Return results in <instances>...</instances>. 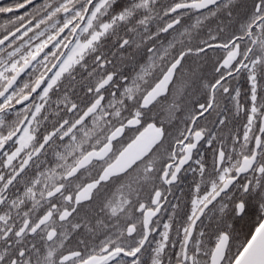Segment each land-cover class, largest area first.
Listing matches in <instances>:
<instances>
[{
  "label": "snow or ice",
  "instance_id": "6c2138e0",
  "mask_svg": "<svg viewBox=\"0 0 264 264\" xmlns=\"http://www.w3.org/2000/svg\"><path fill=\"white\" fill-rule=\"evenodd\" d=\"M9 13L0 264H264V0H16L0 6ZM190 13L200 14L185 27ZM211 18L221 23L203 37ZM209 50L222 53L211 79L190 63L210 61ZM241 78L250 107L232 85ZM65 81L81 86L79 102L61 93ZM177 111L184 127H165ZM241 112L242 143L232 133ZM201 142L211 164L201 154L192 168ZM189 169L194 194L174 251L172 217L163 231L154 217Z\"/></svg>",
  "mask_w": 264,
  "mask_h": 264
},
{
  "label": "flooded vegetation",
  "instance_id": "af4514ba",
  "mask_svg": "<svg viewBox=\"0 0 264 264\" xmlns=\"http://www.w3.org/2000/svg\"><path fill=\"white\" fill-rule=\"evenodd\" d=\"M16 0H0V6L3 5H7V4H11V3H15ZM37 2H43V0H37ZM159 3L161 4H168L171 3L172 0H158ZM237 5L242 6L245 3V0H236ZM31 8V6H29V9ZM207 11V10H204ZM24 10L21 9L19 14H23ZM200 13H190L189 15L191 16V19H189L188 16H184L182 17V24H184L185 27H187L190 24H194L195 23V18L196 16H198ZM175 15V14H173ZM13 14L9 13V14H0V38H2V36L4 35V26L6 24V21H8L10 18H12ZM167 19V17L165 18ZM221 21L220 20H216L215 18H211L207 21L204 22V27L202 29H200V35L203 37L207 36L208 30L209 28H211V30H215L217 25L220 24ZM9 27H11L9 25ZM43 27V26H42ZM177 27H180L179 25H177ZM196 32H193V36H196ZM29 35H32V33H29ZM166 35V34H165ZM171 37H169L170 39ZM27 39V37L25 38ZM43 39V38H42ZM51 47V46H49ZM64 51H67L66 49H63ZM47 51V49H46ZM209 55L212 57V59L208 62H205L203 60H199L197 61L195 59V57H193V59L190 61V63L193 64H199L201 65L200 67V71L209 79H211V74H212V64L215 62V60L222 55V53L220 52H212L211 50H209ZM57 69L53 68L52 72H55ZM138 70V68H137ZM31 71V70H29ZM40 71H44L43 68L40 69ZM126 72H131L132 69L126 68L125 69ZM52 73L49 72L48 75L50 76ZM29 77L27 74L22 75L20 80L24 81V80H28ZM77 81L80 79V76L77 75L76 77ZM151 79V78H149ZM65 88L61 89V93H63L64 91H67L69 96L73 99H76L77 102H79L78 97L83 95V91L81 90V86L75 82H71L69 83L68 81H65ZM232 85L233 87H239L241 89V103L242 104H247L250 107V101L247 99L246 96V92H247V88L248 85L246 84L245 80L243 78H241L239 80V82L237 81H232ZM169 88L171 91H175L179 88V82H177L176 88L173 87V85H169ZM39 91V90H38ZM171 91L168 94V99L165 100L164 97H160V101L161 103L157 106V111L160 112L161 118H164L167 116V113L165 111H163V109H166L168 104L171 103L172 101V95H171ZM74 93L76 95H74ZM36 94L34 93L33 96H35ZM57 99L56 96H53V100ZM37 102L39 103V101L37 100ZM228 106L231 108L232 107V103H228ZM22 106L21 105H17V110H19ZM47 107V106H46ZM56 107L55 104L52 105V108L54 109ZM61 107H63L61 105ZM47 115L50 116V120L52 119L51 113H46ZM64 113L61 112V115H63ZM9 117L10 119L8 120V123H11V120L15 119V115L14 113H9ZM184 117V112L183 111H177L176 112V119H174L172 121V124H165V127L171 128L173 126L175 127H179V128H183L184 125L181 122L183 120ZM246 123V120L244 119V113L241 112L240 116L236 119L235 121V127L232 129V133L235 135H238L240 138V142H243V131H244V124ZM47 127L49 130H51V123L50 121H43L42 122V126H41V131H44V128ZM230 127H232L230 125ZM0 131H4V129H0ZM6 134V133H5ZM178 134V133H177ZM226 134H227V130H226ZM258 134V133H257ZM19 135V134H18ZM199 148V152L194 150L193 151V160L189 161V164L191 165L192 168H197L198 165L194 163V161L196 159L200 158V155L203 154L205 157V160L208 162L209 166L211 164V154L210 152L206 151L207 149V145L203 144V142H201V145H198ZM47 160H52L53 157L51 155H49L47 158ZM18 162V161H17ZM50 165H48L47 163L42 165V169L44 167H49ZM185 169H188V165H185ZM0 171H4L6 172L7 170L0 168ZM95 173H93L94 175ZM193 173L191 172V170L189 169L188 171L182 170V172L180 173V179L173 185L171 186V193H165V195L167 196V201H163L162 200V209L161 211L158 213L157 217H154L155 219H159L160 220V226H159V231H163V224L164 223H168L169 222V217H172V224H173V228L170 231V236L173 240H177V248L174 249V251L178 250V238L175 234V228L177 226H179V223H182L185 219H186V214L190 213V202L192 199V196L194 194V187L192 184V177H193ZM87 175L84 177V179H87ZM198 178V177H197ZM167 187V186H166ZM178 205V207L176 208V215L173 216V212H172V205ZM156 239H159L158 235L156 236ZM77 245V241L75 239L70 240L67 243V249L71 250L73 248H75ZM154 246V244H153ZM82 247V246H81ZM67 254V252H66ZM146 258V257H145Z\"/></svg>",
  "mask_w": 264,
  "mask_h": 264
}]
</instances>
